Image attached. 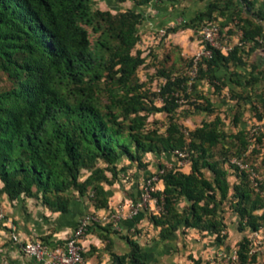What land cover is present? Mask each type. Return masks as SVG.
<instances>
[{
    "label": "trees",
    "instance_id": "trees-1",
    "mask_svg": "<svg viewBox=\"0 0 264 264\" xmlns=\"http://www.w3.org/2000/svg\"><path fill=\"white\" fill-rule=\"evenodd\" d=\"M130 1L132 8L113 13L96 8L95 0H0V205L4 196L11 201L25 197L53 213H66L77 193L96 209L106 208L110 200L106 186L118 182L121 173L133 166L146 169L150 154L182 150L190 157L189 173L176 165H161L163 173H158L164 189L154 196L163 198L164 210L151 219L160 227V236L192 228L224 242L225 203L237 215L240 231H260L264 180L255 188L253 168L240 169L228 155L218 158L215 152L228 139H236V158L244 161L250 146L245 130L228 133L218 106L198 86L207 82L221 91L231 85L236 126L247 105L262 118L264 101L255 95L264 69L251 57L264 50V13L252 0H241L248 14L237 12L239 43L227 52L207 45L211 56L196 62L194 76L159 69L157 76L165 81L151 91L138 77L146 63L138 48L145 20L138 8L153 0ZM230 4L234 1L226 0L222 8L220 0H214L207 10L167 33L198 30L203 23L216 21ZM224 28L220 26L222 39ZM238 69L249 71L241 75ZM184 103L194 112L216 116L186 133L175 117ZM158 113L168 119L163 132L152 127L157 122H149ZM257 140L261 142V137ZM124 161L128 164L121 165ZM231 175L236 182L231 183ZM42 242L52 247L48 240ZM130 245L131 264H144L138 244ZM236 253L233 264L256 262L257 256H249L247 236ZM114 258L117 264L124 263Z\"/></svg>",
    "mask_w": 264,
    "mask_h": 264
},
{
    "label": "crops",
    "instance_id": "crops-1",
    "mask_svg": "<svg viewBox=\"0 0 264 264\" xmlns=\"http://www.w3.org/2000/svg\"><path fill=\"white\" fill-rule=\"evenodd\" d=\"M212 1L214 0H153L148 5L138 8L145 18L139 28V34L154 38L198 34L199 31L195 29H184L176 33H167V29L192 20L199 12L207 10ZM233 1L234 4L226 7L223 15L217 14L216 20L220 26H225L224 35L227 38L222 42H230V46L225 45L227 48L238 44L242 34L241 30L235 29L238 10L248 14L241 0ZM252 1L255 9L264 13V0ZM225 4L226 0H220L222 8L226 6ZM251 18L258 21L255 16ZM229 29H233L234 33H228ZM138 48L140 49L139 44ZM263 53L264 50H258L254 58L262 67H264ZM236 71L246 75L249 69ZM256 88L255 99L264 101L262 83ZM230 89L231 85H228L221 91H215L207 82H201L198 86L199 92L209 96L215 105L220 107L233 103L229 98ZM199 113L202 114L191 110L188 118L191 119ZM147 159L149 165L146 169L133 166L121 173L118 182L106 186L110 192L109 205L106 208L96 209L88 198L81 197L77 193L73 194L69 211L66 213H53L31 198L23 197L11 201L4 196L0 205V264H44L24 254L23 243L46 239L51 243L52 248L59 247L72 234L79 219L87 213L97 214L102 221L93 225L81 242L84 248L82 264H117L114 256L123 259V264H131L127 256L132 241L138 244L139 257L144 264H228L224 255L236 253L240 241L245 236L249 237L251 233L239 230L238 217L226 203L222 208V216L228 226L227 238L222 243L216 240L215 235L192 228H180L168 238H162L161 229L152 221L151 217L154 215L149 210H143L134 217L121 219L117 225L113 223L111 215L116 212L117 207L128 201L139 200L144 179L158 174L161 165L167 168L176 165L186 173L191 171V165L182 166L174 153H163L158 156L150 154ZM127 164L128 162L124 161L121 165ZM156 187L158 192L163 191L164 183L161 179L156 182ZM258 234L264 239V228L258 231ZM13 236L18 240L14 241ZM254 264H264V256L257 255Z\"/></svg>",
    "mask_w": 264,
    "mask_h": 264
},
{
    "label": "rangeland",
    "instance_id": "rangeland-1",
    "mask_svg": "<svg viewBox=\"0 0 264 264\" xmlns=\"http://www.w3.org/2000/svg\"><path fill=\"white\" fill-rule=\"evenodd\" d=\"M95 7L101 10H113L116 11L127 10L133 7V3L128 0L126 2H119V0H95ZM139 42L140 49L143 51V56L146 58V63L138 71V77L141 82L146 84V87L151 91H157L159 86L164 83V78L157 76L158 70L162 68L172 69L175 73H186L194 76L196 66H189V62L195 61L197 54H199L202 48L205 46L202 37L198 33H193L190 36L181 34L179 36H141ZM227 37L224 36L222 40ZM95 36L91 35V41L94 43ZM223 45H231L230 42H222ZM186 49V53H185ZM264 54V53H263ZM255 55L251 57L254 60ZM264 58V55H263ZM195 68V69H194ZM264 69V67H262ZM262 87L264 88V78L262 80ZM160 104V101L158 102ZM243 116L240 123L236 126L233 123V118L236 113L235 102L229 103L223 107L218 106V114L221 116L224 125L223 128L230 134H237L241 129L245 130L246 139L250 143L249 149L243 156V162L247 164L249 169L257 174L262 180H264V108L259 110L261 119L256 117V114L251 109L250 105L244 106ZM191 112L190 106L185 104L178 110L176 119L181 123L185 132L193 130L205 121H211L215 118V115L196 114L193 118H188V113ZM157 122V125L152 127H159L163 132L166 129L168 119L165 114L158 113L151 115L149 122ZM261 137V142H258L257 138ZM239 147V142L236 139H228L223 148L218 147L215 152L218 158L229 156L232 159L236 158L235 155ZM254 150H257L255 152ZM228 167V165H226ZM232 172V171H231ZM231 183L237 181L234 175L230 176ZM261 241L264 244V239L261 237ZM227 256L224 258L227 261Z\"/></svg>",
    "mask_w": 264,
    "mask_h": 264
},
{
    "label": "built area",
    "instance_id": "built-area-1",
    "mask_svg": "<svg viewBox=\"0 0 264 264\" xmlns=\"http://www.w3.org/2000/svg\"><path fill=\"white\" fill-rule=\"evenodd\" d=\"M205 46L201 52L197 54L194 65L202 57H210L211 52L207 49V45L227 52L230 48L222 44V36L220 35V25L216 21L205 22L198 29ZM195 69V68H194ZM188 133V132H186ZM179 159L180 164L191 165L189 154L186 151L177 150L174 152ZM231 162L237 165L240 169H247L248 166L242 160L234 158ZM163 170L159 172L162 174ZM159 175L155 174L144 179L142 183L141 197L137 201H128L120 204L116 212L111 215V220L115 225L121 219L126 217L137 216L143 210H149L152 215L156 216L163 212V198L156 197L154 194L158 192L156 182L159 181ZM251 180L255 188L258 187L262 179L252 172ZM101 218L95 213H87L81 217L72 232L68 236L65 243L59 247L52 248L42 241H27L22 245V251L29 257L42 261L44 264H82L84 248L81 244L91 226L99 224ZM12 239L17 241V237L13 236ZM264 256V244L259 237L258 232H252L249 236V256ZM238 260L237 253L227 256L228 264H233Z\"/></svg>",
    "mask_w": 264,
    "mask_h": 264
}]
</instances>
